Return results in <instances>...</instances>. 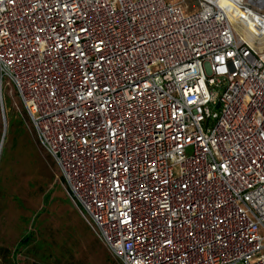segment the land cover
Wrapping results in <instances>:
<instances>
[{
  "label": "built area",
  "instance_id": "1",
  "mask_svg": "<svg viewBox=\"0 0 264 264\" xmlns=\"http://www.w3.org/2000/svg\"><path fill=\"white\" fill-rule=\"evenodd\" d=\"M195 1L0 0V85L121 264H264V0Z\"/></svg>",
  "mask_w": 264,
  "mask_h": 264
},
{
  "label": "rangeland",
  "instance_id": "2",
  "mask_svg": "<svg viewBox=\"0 0 264 264\" xmlns=\"http://www.w3.org/2000/svg\"><path fill=\"white\" fill-rule=\"evenodd\" d=\"M186 2L184 14L198 10ZM1 105L0 264H121L81 218L10 83L0 85V139Z\"/></svg>",
  "mask_w": 264,
  "mask_h": 264
},
{
  "label": "trees",
  "instance_id": "3",
  "mask_svg": "<svg viewBox=\"0 0 264 264\" xmlns=\"http://www.w3.org/2000/svg\"><path fill=\"white\" fill-rule=\"evenodd\" d=\"M24 107V106H23ZM24 113L26 114V115H28V113H27V110L25 109V107H24ZM28 118H29V116H28ZM30 120V119H29ZM31 122V121H30ZM9 126H11V123H9ZM60 178H61V181H62V183H63V179H62V177L60 176ZM29 243V236H24L21 240H20V242L18 243V245L19 246H25V245H27Z\"/></svg>",
  "mask_w": 264,
  "mask_h": 264
},
{
  "label": "water",
  "instance_id": "4",
  "mask_svg": "<svg viewBox=\"0 0 264 264\" xmlns=\"http://www.w3.org/2000/svg\"><path fill=\"white\" fill-rule=\"evenodd\" d=\"M1 115H2V121H3V132H2V137L0 139V153H1V148H2V142L4 140V136H5V132H6V123H5V117H4L2 105H1Z\"/></svg>",
  "mask_w": 264,
  "mask_h": 264
},
{
  "label": "bare ground",
  "instance_id": "5",
  "mask_svg": "<svg viewBox=\"0 0 264 264\" xmlns=\"http://www.w3.org/2000/svg\"><path fill=\"white\" fill-rule=\"evenodd\" d=\"M223 5L228 8V10L230 11V16L232 19H235L236 17H240L242 16L238 10H236L235 8L229 7V5L223 3Z\"/></svg>",
  "mask_w": 264,
  "mask_h": 264
}]
</instances>
